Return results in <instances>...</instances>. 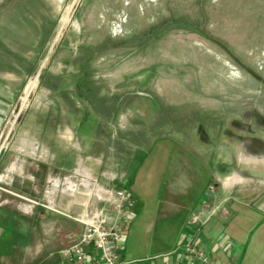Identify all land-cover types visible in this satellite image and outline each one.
Instances as JSON below:
<instances>
[{
	"label": "rangeland",
	"instance_id": "rangeland-1",
	"mask_svg": "<svg viewBox=\"0 0 264 264\" xmlns=\"http://www.w3.org/2000/svg\"><path fill=\"white\" fill-rule=\"evenodd\" d=\"M4 10L27 14L11 46L31 71L4 131L0 209L30 205L14 188L44 205L79 202V212L89 196L102 202L96 191L125 188L136 204L121 255L143 264L173 248L209 197L226 212L231 195L216 187L234 175L227 151L245 154L228 133L251 123L264 139V0H0ZM15 156L18 166L5 172ZM246 203L239 225L226 228L247 241L235 264H264L248 249L264 216ZM47 206L49 216L62 212ZM244 212L256 222L246 225Z\"/></svg>",
	"mask_w": 264,
	"mask_h": 264
},
{
	"label": "crops",
	"instance_id": "crops-1",
	"mask_svg": "<svg viewBox=\"0 0 264 264\" xmlns=\"http://www.w3.org/2000/svg\"><path fill=\"white\" fill-rule=\"evenodd\" d=\"M26 16L27 14L23 12V18L21 17L20 20H18L15 18L14 12L12 13L10 10H4V14H0L2 18L0 22V157L2 153L5 154L7 148L4 147V131L17 112L18 108H15V104L26 87V75L31 71L28 64L16 62V57H19L17 56L19 53L16 48H13L14 46H11V44H15L17 40L16 33L25 32L26 27L28 28L26 23L29 20L28 18L25 19ZM24 53L25 51L22 54ZM22 54H20V56L25 55ZM243 126H246L249 131H245L242 135L235 134L241 138L237 140L231 138V140L237 142L240 147L242 146V150L245 154L237 155L232 148L228 149L227 152L230 153L228 154V158H230L231 170L234 175L228 177V180L225 181L222 186L218 185L216 187L217 195L226 191L231 195L226 202V212L219 211L215 206L213 207L212 197H209L205 203L191 209V215L197 214L201 223L187 229V233H181L174 242V246L171 250L155 256L151 261H148L149 264H165L167 260L171 264L175 263L177 255L173 254V252L179 242L186 236L195 244L211 252L216 264H235V262H239L241 258H244V254L239 251L238 242L241 241V243L245 244L247 241L245 242L242 237H236L237 234L240 235L237 228L234 229L235 232H233V234L236 233L234 235L235 237L232 236L233 234L228 233L226 228H232L236 223L238 224V218H236L237 213H240V206L238 203H246L241 201L245 195L249 197L250 200V202L246 204L255 205L256 210H259L258 213L264 216V169H259L255 172L254 170L241 168L239 166L240 160L244 162L261 160L264 162V139L253 135L251 123L244 124ZM17 158L15 156L11 164L8 165L11 166V168L7 166L6 168L4 167L3 170L9 173L11 170L15 169V166H18ZM4 162V157H1L0 166H2ZM224 172L225 170L215 172L214 178L216 182L219 181V174H224ZM29 176L32 175L30 174ZM83 176L84 178L88 177L86 175ZM57 179H59L60 184V177ZM233 179L237 181L227 186L226 182ZM251 180H256L257 183H247ZM67 181L73 186L70 193L71 196H74L77 193L74 189L76 187L72 181ZM104 190L105 192H109V190ZM14 192L32 198L34 201L25 199L30 205H18L15 210H11L10 208L0 209V245L3 248L2 253H0V260L2 264H68L63 252L66 248V241L63 238L64 234L69 231L81 232L83 227L75 220V216L81 217L89 210L103 207L105 204L103 200L107 198L100 197L99 199L102 202L98 204L91 201V196H89L90 198H88V201L81 205L83 209L79 212L77 211V209H79L77 207L79 202L78 204L72 202V204L68 205H65L64 202H60L59 205H57V201H47L46 205H44L45 203H40V201L37 202L38 200L30 195L33 192H28L26 188L22 189V191L14 188ZM88 195L96 194L88 191ZM131 195L134 201V208L136 202L133 194ZM48 204L56 206V208L61 209L62 212L59 211L56 212L55 216H49L53 209L47 206ZM21 207H24L26 210H22ZM211 208L212 211H210ZM251 215H256V213ZM251 215L247 212L243 213V216H249L247 220H245L246 225L256 222V218H254V216L251 217ZM233 216L236 219H233ZM127 225L128 223L125 225V234ZM261 233L262 234L259 235L260 237L256 236L258 238L254 237L251 243L248 242L250 244L248 246L250 254L255 258L264 256V231ZM122 251H124V246L120 251L121 261L127 264H143V259L141 258L132 261L126 260L124 256L121 255ZM245 258L247 259V256ZM183 262H189L187 257L184 258ZM194 263L198 264L197 262ZM145 264L147 263L145 262Z\"/></svg>",
	"mask_w": 264,
	"mask_h": 264
},
{
	"label": "built area",
	"instance_id": "built-area-1",
	"mask_svg": "<svg viewBox=\"0 0 264 264\" xmlns=\"http://www.w3.org/2000/svg\"><path fill=\"white\" fill-rule=\"evenodd\" d=\"M10 127L8 130L11 131ZM109 192L111 196L103 200V207L89 210L75 219L83 227L81 232L64 234L66 248L63 252L68 264H127L120 260V251L126 240L125 225L135 219L133 197L125 188ZM198 223H201L199 216L192 214L186 226L189 229ZM173 254L177 255L173 264H216L211 252L195 244L188 236L179 242ZM185 257L188 263L183 262ZM165 264L171 263L167 260Z\"/></svg>",
	"mask_w": 264,
	"mask_h": 264
},
{
	"label": "bare ground",
	"instance_id": "bare-ground-1",
	"mask_svg": "<svg viewBox=\"0 0 264 264\" xmlns=\"http://www.w3.org/2000/svg\"><path fill=\"white\" fill-rule=\"evenodd\" d=\"M234 181H235V180L233 179V180H230L228 183L231 184V183L234 182ZM88 187L90 188L91 191H94V190H93V189H94V185H93V184L88 185ZM89 188H88V189H89ZM98 193H99L100 196H104V197L110 198V197H109V194L106 193L104 190H100ZM110 196H111V195H110Z\"/></svg>",
	"mask_w": 264,
	"mask_h": 264
},
{
	"label": "flooded vegetation",
	"instance_id": "flooded-vegetation-1",
	"mask_svg": "<svg viewBox=\"0 0 264 264\" xmlns=\"http://www.w3.org/2000/svg\"><path fill=\"white\" fill-rule=\"evenodd\" d=\"M240 128H242V130H244V131H247V130L249 131V129L246 126L241 125ZM228 134H229L228 136L230 138H233V139H236V140L241 138V137H238V136H236L235 134H232V133H228Z\"/></svg>",
	"mask_w": 264,
	"mask_h": 264
}]
</instances>
